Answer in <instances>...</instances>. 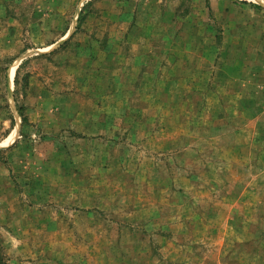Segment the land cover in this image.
<instances>
[{
    "label": "rangeland",
    "instance_id": "rangeland-1",
    "mask_svg": "<svg viewBox=\"0 0 264 264\" xmlns=\"http://www.w3.org/2000/svg\"><path fill=\"white\" fill-rule=\"evenodd\" d=\"M0 264H264V0H0Z\"/></svg>",
    "mask_w": 264,
    "mask_h": 264
}]
</instances>
